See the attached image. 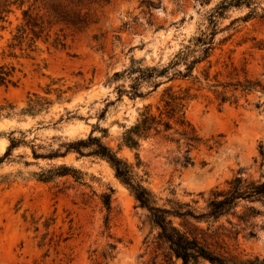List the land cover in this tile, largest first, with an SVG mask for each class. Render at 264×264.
Masks as SVG:
<instances>
[{
	"label": "rangeland",
	"instance_id": "374dc122",
	"mask_svg": "<svg viewBox=\"0 0 264 264\" xmlns=\"http://www.w3.org/2000/svg\"><path fill=\"white\" fill-rule=\"evenodd\" d=\"M221 1H39L33 13L43 15L49 39L38 40L34 51L23 53L8 46L21 11L11 16L13 25L1 32L0 64L15 66L19 80L0 87V105L14 107L10 116L5 110L0 117V264H152L156 256L157 264H166L167 246L158 239L148 209L139 205L106 160L75 152L50 155L91 132L106 135L103 141L118 150L123 125L135 121L139 107L156 105L169 85L175 90L191 87L197 94L186 116L201 144L191 151L192 162L185 164L183 140L151 136L141 141L138 154L150 173L148 187L156 205L171 209L186 204L183 209L202 214L236 176L264 180V0L232 7L216 19L212 48L193 72L200 82L178 79L155 91L153 83L144 82L140 92L147 96L132 99L117 89L124 85L130 90L131 78L113 79L133 59L142 66L161 67L187 45L188 62L203 58L207 44L195 45L191 39L213 30L210 15ZM32 2L26 0L25 7ZM53 4L70 19L79 15L81 22L61 20ZM185 67L182 63L176 68ZM248 81L255 83L250 92L241 87ZM219 93L229 99L222 102ZM30 99L35 110L23 113ZM118 154L136 162L135 150L122 147ZM61 164L81 171L83 183L71 176L39 179L42 171ZM111 189L107 219L102 195ZM249 207L261 214L244 220ZM171 219L181 225L180 218ZM262 224L264 197L239 200L211 230L221 226L219 244L239 261L264 259ZM250 230L255 238L248 237ZM234 232H239L237 238ZM213 247L220 249L215 243ZM172 261L181 264L180 259Z\"/></svg>",
	"mask_w": 264,
	"mask_h": 264
},
{
	"label": "trees",
	"instance_id": "16d2710c",
	"mask_svg": "<svg viewBox=\"0 0 264 264\" xmlns=\"http://www.w3.org/2000/svg\"><path fill=\"white\" fill-rule=\"evenodd\" d=\"M39 1L33 0L32 4L25 7L26 0H0V38L1 32L7 30L13 25L11 16L16 11H21V17L16 24L14 30H11V42L8 46L11 49L19 48L22 53L27 50L34 51L35 44L38 40L48 42L49 34L45 33L47 23L43 15L33 13L32 6ZM253 0H222L214 8L210 15V22L213 30L204 36H198L191 39L195 45L207 44V49L204 51L205 55L200 59H193L188 62V57L191 53V46L187 45L178 51L174 58L161 67L158 66H142L139 61L132 60L131 65L123 72H115L113 79L131 78L130 90L123 89L124 85L117 87L120 95L125 92L131 95L132 99L137 97L145 98L147 94L140 92V87L144 82L153 83V91L157 90L163 83L168 81H175L178 79L189 80L193 83L200 82L198 76H194V69L206 57H208V50L216 34V19L225 14V12L232 7H240L243 4L250 5ZM55 14L63 21L76 24L81 22L79 15L70 19L67 12L60 11V8L53 4L51 5ZM28 39L27 47H24V42ZM207 41V42H205ZM12 55L15 56V54ZM186 65L184 70L177 69L180 64ZM205 80H209V75L205 74ZM166 78V81L157 80L158 78ZM19 77L17 76V69L13 65L0 64V87H8L16 85ZM255 83L250 81L247 84L241 85L243 91H252ZM212 86H216L215 84ZM191 87L179 88L175 90L172 85L167 86L156 105L152 103L144 104L138 108V115L135 121L130 125H123L124 132L121 136V141L118 144V150L126 147L130 150H135V163H130L128 160L122 158L118 154V150H114L103 141V136H96L91 132L87 138H81L76 141H70L64 144L65 150L56 152L50 155L51 158L65 156L70 152H75L80 156H94L106 160L113 168L116 177L122 181L133 193L136 200L141 207L148 209L150 218L156 227L159 229L158 239L167 246V254L165 255L166 264H172L173 257L181 260V264H202L209 262L210 264H264V259L258 256L249 258L245 261H239L235 256L230 255L219 244V239L222 234L219 233L221 226L215 230H211L213 224L218 222L222 216L228 215L237 206L239 200H260L264 197V180L252 181L236 176L229 182V188L218 192L209 203V210L202 214H195L189 209H183L184 205H176L171 209L157 206L155 198L148 187L150 173L144 166L138 150L141 146V141L148 139L151 136H161L167 140L180 142L183 140L186 145V155L184 158L185 164L192 162L190 155L193 149H196L201 144V138L198 136L195 128L188 121L186 110L190 101L197 97L196 93L191 92ZM215 92H217L215 90ZM222 102H226L229 98L223 93H219ZM34 101L30 99L27 108L23 109V113L32 114L35 110ZM36 103V102H35ZM13 105H0V117L3 112L6 116L12 114ZM107 133V130H102ZM177 135V137H175ZM14 143V142H12ZM12 146H14L12 144ZM11 150V149H9ZM8 150V151H9ZM8 154V152L6 153ZM261 154L264 156V150L261 146ZM83 173L71 166L61 164L52 167L48 170L42 171L39 174V179L42 181H51L56 177H73L76 182L83 183ZM113 190L110 193L102 195V202L109 212L111 210ZM248 212L243 215V219L247 220L250 216L261 214L255 208H247ZM171 217H178L181 219V225L177 226L173 223ZM190 219L195 220V224L190 223ZM206 222V228L197 225V223ZM264 228V224H262ZM230 234H233L230 231ZM239 232H234L237 238ZM249 238H255L256 232L250 230ZM214 243L218 248L213 247ZM158 256L153 259L152 264H157Z\"/></svg>",
	"mask_w": 264,
	"mask_h": 264
}]
</instances>
